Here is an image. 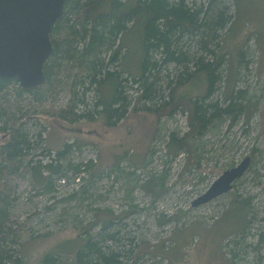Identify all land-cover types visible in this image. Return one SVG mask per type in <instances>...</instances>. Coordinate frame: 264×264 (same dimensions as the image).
<instances>
[{
    "label": "rangeland",
    "instance_id": "374dc122",
    "mask_svg": "<svg viewBox=\"0 0 264 264\" xmlns=\"http://www.w3.org/2000/svg\"><path fill=\"white\" fill-rule=\"evenodd\" d=\"M219 1L233 17L221 33L230 58L211 100L222 103L232 89H246L257 105L249 123L241 119L233 126L228 121L214 126L197 142L199 158L169 147L172 135L180 139L188 131L187 116L180 109L162 114L164 104L158 100L136 107L135 89L128 116L115 127L102 119L61 122L56 113L69 100L64 90L42 103L11 90L5 104L13 118L8 124H24L31 132L34 158L45 153L44 162H51L69 143L66 162L73 169L83 165V173L69 172L52 192L37 190L24 167L10 181L12 218L24 227L18 264H43L46 255L58 257V264H74L88 236L112 217L121 238L114 248L134 250V257L140 255L136 264H264V0ZM125 42L127 72L141 71L143 25L130 30ZM245 48L247 66L239 62ZM235 72L237 79L228 82ZM125 78L132 82L134 76L126 73ZM202 84L195 77L179 92H205L206 85L196 88ZM8 137L0 131V144ZM247 156L252 164L229 193L193 207L224 171Z\"/></svg>",
    "mask_w": 264,
    "mask_h": 264
},
{
    "label": "trees",
    "instance_id": "16d2710c",
    "mask_svg": "<svg viewBox=\"0 0 264 264\" xmlns=\"http://www.w3.org/2000/svg\"><path fill=\"white\" fill-rule=\"evenodd\" d=\"M228 10L219 0H210L208 4L137 0L134 5L128 0H66L63 15L52 30L53 52L44 67L45 84L24 90L16 79H0V123L6 121L0 131L9 136L0 144V264L22 262L19 255L24 227L12 218L10 211L12 178L23 167L27 168L37 190L52 192L54 183L67 178L69 172L83 173L82 164L73 169L66 162L72 145L69 143L51 162H44L45 153L34 158L31 132L24 124L17 125L15 121L8 124L12 116L5 104L11 90L19 98L30 95L35 103H42L57 89L64 90L69 100L56 113L61 122L102 119L107 127H115L128 116L133 103L130 90L135 89L136 107L158 100L164 104L160 106L162 114L170 115L180 109L187 116L188 131L180 139L172 135L169 147L195 158L197 142L214 126L226 121L233 126L241 119L249 123L257 105L246 89H232L222 103L211 100L223 80L227 57L230 58V51L221 46V33L228 29L233 18ZM139 24L143 25L144 47L141 71L127 72L126 56L122 55L127 50L125 36ZM247 53L245 48L239 54V62L246 66ZM126 73L134 76L132 82L125 78ZM198 76L204 84L196 88L206 85L205 92L196 95L179 92ZM232 76L228 82L237 79L236 72ZM38 137L42 142L41 133ZM113 219L104 220L95 236H88L76 253L74 264L138 262L140 255L134 257V250L114 248L121 238ZM58 263L59 258L54 255H46L43 260V264Z\"/></svg>",
    "mask_w": 264,
    "mask_h": 264
},
{
    "label": "water",
    "instance_id": "95a60500",
    "mask_svg": "<svg viewBox=\"0 0 264 264\" xmlns=\"http://www.w3.org/2000/svg\"><path fill=\"white\" fill-rule=\"evenodd\" d=\"M66 0H0V79H16L24 90L46 82L45 64L53 52L51 34ZM251 156L228 169L193 202L207 204L233 189L248 171Z\"/></svg>",
    "mask_w": 264,
    "mask_h": 264
}]
</instances>
